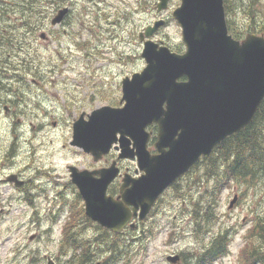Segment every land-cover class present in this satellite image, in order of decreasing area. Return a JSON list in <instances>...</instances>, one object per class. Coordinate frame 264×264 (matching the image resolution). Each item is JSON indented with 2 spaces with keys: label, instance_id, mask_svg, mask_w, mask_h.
<instances>
[{
  "label": "rangeland",
  "instance_id": "1",
  "mask_svg": "<svg viewBox=\"0 0 264 264\" xmlns=\"http://www.w3.org/2000/svg\"><path fill=\"white\" fill-rule=\"evenodd\" d=\"M27 1H30V6H47L49 0ZM27 1L0 0V58L7 57L12 67L25 70L21 76H0V90L1 86L4 87L0 97H7L5 103L13 108L8 119L6 110H0V146L3 152L0 157V264H48V259L54 264H69L73 259V263L82 264L78 257L73 256L69 244L63 242L62 237L63 229L72 221L70 214H74L71 217L74 219L78 212L77 206L69 205L57 224H54V220L59 204L57 199L68 173L67 166L76 162L82 165L96 163L83 154H76L77 150L70 147L72 129L67 123L64 106L82 105L90 112L104 105H113L121 98L120 82L127 74L143 70L146 64L140 57L139 42L134 61L117 60L116 56L111 61L105 56L110 54L97 60L88 59L79 45L89 37L90 32L85 28L83 35V29L70 30L74 32L73 37L61 32L57 42L43 41L39 37L43 31L49 33L51 26L36 29L33 36H18V33L31 29L30 25L21 23L19 19L23 17L22 7L26 6ZM119 1L102 0L99 4L104 7L111 5V11H114L115 7H140L139 2L144 0H124L125 4ZM146 1L154 3L158 0ZM180 3L181 0L170 3L168 13L164 14L169 18V23L159 35L175 50L186 49L181 28L171 17ZM136 15L138 31L157 17L155 11L150 9L148 13ZM243 19L242 12H237V21L242 22ZM76 37L77 40L74 39ZM38 69L56 71L51 74L52 77L47 74L49 76L45 79L50 83L43 84V88L33 81L36 77L33 73ZM44 113L52 118L46 120L48 117ZM54 121H57L56 126L53 125ZM206 165L215 166L216 179L210 181L208 171L203 174L206 170L201 167L198 171L201 180L196 185V191L200 198H205L203 206L214 204L215 217L211 216L210 234L200 232V236L188 238H140L136 242L129 237H104L105 246L113 244L114 249L98 253L94 247L90 252L91 258L84 264H114L111 257L122 258L115 264H171L167 257L175 249L199 253L200 247L208 244L210 239L223 240L228 253L203 264H264V243L260 240L261 230L258 228L264 217V176L229 181L219 193L216 183L222 172L218 173L215 162ZM219 165L220 171H223L224 165ZM22 169L30 181L24 190L5 181L6 176L19 174ZM40 188H43L40 197L28 202L27 195L32 191L37 193ZM235 196H238V202L229 209ZM51 225L53 231L47 233ZM207 228L208 224L205 226Z\"/></svg>",
  "mask_w": 264,
  "mask_h": 264
},
{
  "label": "water",
  "instance_id": "2",
  "mask_svg": "<svg viewBox=\"0 0 264 264\" xmlns=\"http://www.w3.org/2000/svg\"><path fill=\"white\" fill-rule=\"evenodd\" d=\"M169 1L160 0L158 10L167 9ZM173 17L186 51L178 54L146 42V67L122 82L124 106L98 108L89 121L74 125L72 145L95 161L118 144L119 159L136 158L143 172L139 179H124L122 200L117 201L107 196L118 175L116 163L97 173L70 169L87 216L114 232L129 222V206L141 209V220L146 218L162 192L201 156L208 157L215 146L247 127L264 100V35L236 40L228 30L224 0H181ZM162 24L148 27L146 35L151 37ZM154 123L159 126L157 156L147 150V128ZM9 181L20 185L15 176Z\"/></svg>",
  "mask_w": 264,
  "mask_h": 264
},
{
  "label": "flooded vegetation",
  "instance_id": "3",
  "mask_svg": "<svg viewBox=\"0 0 264 264\" xmlns=\"http://www.w3.org/2000/svg\"><path fill=\"white\" fill-rule=\"evenodd\" d=\"M101 1L102 0H49L47 6L39 5L22 7L24 13H22L23 17L19 18L21 20L20 22L32 25L29 26L31 28L30 31H24L26 35H24V32L18 33L17 35L23 36V38L29 35L33 36L36 29L42 30L46 29L48 26H51L52 30L49 33L43 31L39 37L43 41L51 40L57 42V40L59 39L58 35L61 34V32L73 37L74 32H71L70 30L74 28H78L80 30L83 29V31L81 32V35H83L85 28L88 33L90 32L89 37L91 36V38L88 37L83 43L79 45L85 51L84 56L90 60H97L100 56L110 54L105 56L109 57L111 61L115 60V56L117 60H123L125 62L126 60L134 61L136 58V45L138 44V42L141 46L140 57L143 61L145 60L142 57V53L146 42H154L160 47H169L164 40L159 38V35L169 23V18L164 14L168 13L169 5L172 0L169 1L168 8L161 11L158 10V4L160 3V0L154 3L152 1L144 0L143 2H139L140 7L135 6L133 8L127 7L118 9L115 7L114 11H111V5H105L104 7L99 4V2ZM119 2L121 4H125L124 0H120ZM148 9H150V11H155V15L157 17L147 22L138 31L136 14L143 12L148 13ZM63 10L67 11L64 14L61 22L54 25L53 20ZM171 17L174 21H176L173 17V12L171 14ZM159 21L163 22V24L158 28L157 31H155V33L151 37H148L146 35V29L148 27H154L155 23ZM94 29H96L97 31L95 32ZM74 39L77 40L78 37ZM122 49H124V51H122ZM170 50L172 52L182 54L186 49L175 50L170 48ZM6 58H0L1 77H7V75L9 74H18V76L25 74V70L12 67V64L9 63L8 58ZM140 72H142V70L133 71L131 74H127L125 78H132L134 74ZM55 73V70L38 69L33 73L34 76L36 75L33 81L38 87L43 88V84L50 83V80H46L45 78L49 75L52 77L51 74ZM88 73H90V71H88ZM123 80L120 82L121 98L113 105L104 106H110L113 108H121L124 106V102H122ZM184 80L185 79H181L180 81ZM2 89H4V87L1 86L0 91L4 92ZM6 100L7 97L6 99L0 97V110L1 108L6 110V118L8 119L9 116L13 113V108L11 106H8L9 103H5ZM72 105L73 104H67L66 106H64L66 107L65 110L67 114V123L71 125L72 129L70 147L74 150H77L76 154H83L86 157L91 158L96 164L82 165L76 162L70 163L67 166L68 173L67 176H65V185H63V189L61 190L60 196L57 199L59 201V204L56 212L57 216H55L56 220H54L56 221L54 224H57L58 220L63 217V214L65 213L69 205L73 204L74 206H77L78 212L75 213V218L72 219L71 217L74 214H70L71 217L69 219H71L72 221L70 222V225H68V227L63 229L62 237L64 238V241L67 242V244L71 245V243H73L74 247L79 248L80 251H83L85 248L89 247L88 253L92 252L93 248L96 247L97 252L101 253V250H104L106 252L108 249V246H105L106 243L103 240L104 237H107L109 239L114 237H129L136 242L140 238L153 239L161 236L188 238L196 237L197 235L200 236V232H202L203 234L206 232H210L211 216L214 215L215 217L214 204H210L207 207L205 205L203 206L205 198L202 199L200 198V196H198L199 193L196 191V185H198L201 180V174L198 173L201 167L206 170L205 172H203V174L208 171L210 181L216 179L214 173L215 166L208 167L206 163H214L216 153L215 149L217 146L214 147L208 157L201 156L200 159L195 162L186 173L176 178L156 199L150 212L143 220L140 219L141 209L135 212L133 206H129L131 215L129 222L122 230L118 232H114L108 228H105L90 219L86 214V202L82 198L78 188L72 183V174L70 171L71 168H77L79 171L86 170L97 173L111 168L112 164L116 163L115 169L118 170V175L108 187L107 196L117 201L122 200V186L124 184V179H139L143 175V172L139 170L136 158L122 160L119 159L121 150L117 148L119 147L118 144L113 146L107 156H103L98 161H95V158L86 153L82 148L72 145L74 125L79 121H89L90 114H92V112L95 110L93 109L88 112V109L85 108V106L74 105L73 107H70ZM44 115L45 117H48L46 118V120L52 118L49 117L48 113H44ZM53 125L56 126L57 121H54ZM147 132L149 134L147 150L151 156H157L159 154L157 148V143L159 140V126L155 123L151 124L147 128ZM1 148L2 146H0V157L2 158L3 152H1ZM131 148H134L133 142L131 143ZM164 150L168 151L169 149L165 148ZM24 171L25 170L22 169L19 174H11L9 176H6L5 181H7V183H11L9 182V178L15 176V181L20 184L18 189L24 190L26 186L30 184V181L27 177L28 175H25ZM22 172H24L23 175L21 174ZM195 175L197 177H195ZM94 177L96 179H99L100 175L96 174L94 175ZM12 183L15 185V182ZM38 183L44 184V182ZM38 190L39 191H36L37 193H34V191H32L31 194L27 195L28 202H30V199L35 200L40 197L43 188H40ZM55 198L56 197H54V199ZM234 201V203L238 202V196H235ZM233 202L230 203L229 209L234 205H232ZM207 224L208 228L205 229V226ZM52 228L53 225H51V227L46 230L47 233H51L53 231ZM206 236L204 238H206ZM94 239L95 242L93 241ZM216 241L217 240L210 239L208 244L200 247L199 253H192L190 251H184L182 249H175L171 252V255L167 257V261L171 264H203L204 262H211L212 258L214 257L213 253ZM93 243L95 244L92 246ZM169 257L174 258L175 261H170L168 259Z\"/></svg>",
  "mask_w": 264,
  "mask_h": 264
},
{
  "label": "trees",
  "instance_id": "4",
  "mask_svg": "<svg viewBox=\"0 0 264 264\" xmlns=\"http://www.w3.org/2000/svg\"><path fill=\"white\" fill-rule=\"evenodd\" d=\"M27 1V0H24ZM30 1H27L25 7H29ZM227 24L230 34L237 40L243 39L247 34L255 33L264 35V0H224ZM242 12L243 21H237V12ZM28 24V23H27ZM31 26V24H28ZM7 59V58H6ZM9 61V60H8ZM10 63V61H9ZM12 64V63H11ZM11 66V65H10ZM215 165L218 167V173L222 176L216 183V190L220 193L225 184L233 180H245L246 178H263L264 176V100L259 106L253 121L239 133H236L217 145L215 149ZM224 170L220 171L221 165ZM213 164V163H212ZM210 167V165H208ZM260 240L264 243V217L259 223ZM224 239V238H223ZM107 250H113L112 246L107 245ZM75 257L84 264L90 256L88 248L81 253L80 249L74 247ZM113 248V249H112ZM122 249L123 246L121 245ZM228 253L227 245L221 239H217L214 247V257H223ZM114 264L121 261L111 257ZM74 262V259L72 260ZM69 264H75V263Z\"/></svg>",
  "mask_w": 264,
  "mask_h": 264
}]
</instances>
